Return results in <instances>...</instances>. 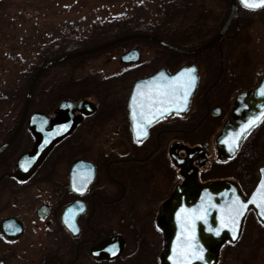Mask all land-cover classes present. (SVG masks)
<instances>
[{"label":"flooded vegetation","instance_id":"flooded-vegetation-1","mask_svg":"<svg viewBox=\"0 0 264 264\" xmlns=\"http://www.w3.org/2000/svg\"><path fill=\"white\" fill-rule=\"evenodd\" d=\"M222 1L229 11V0ZM239 3L238 19L199 55L133 39L58 63L40 76L21 131L0 153V264H162L165 219L178 217L166 208L178 188L227 181L247 197L254 191L264 167V119L233 159L216 147L236 99L264 80L263 68L240 84L229 66L230 43L249 23L261 22L255 14L264 11ZM117 39L69 49L48 62ZM29 85L25 98L0 100V149L22 123ZM39 136L49 152L38 164L19 165ZM249 221L264 233L251 212L240 241L222 253L242 244Z\"/></svg>","mask_w":264,"mask_h":264},{"label":"rangeland","instance_id":"rangeland-1","mask_svg":"<svg viewBox=\"0 0 264 264\" xmlns=\"http://www.w3.org/2000/svg\"><path fill=\"white\" fill-rule=\"evenodd\" d=\"M229 13L222 0H0V100L25 98L33 73L44 60L48 62L70 49L55 50V44L63 45L68 36L79 38L73 48L97 45L100 39H95V34L105 32L99 26L112 25L102 22L127 21L129 26L168 32L170 36L181 31L180 41L170 42L194 50L208 32L216 33L215 27L224 24L221 22ZM256 15L261 22L244 27L239 38L230 43L235 48L227 50L231 72L235 77L238 74L240 84L241 79L252 82L264 68V49L258 45L264 11ZM80 38H86V43H78ZM259 228L249 221L242 244L229 248L221 264H248V259L249 264H264V234ZM251 252H255L252 257Z\"/></svg>","mask_w":264,"mask_h":264},{"label":"water","instance_id":"water-1","mask_svg":"<svg viewBox=\"0 0 264 264\" xmlns=\"http://www.w3.org/2000/svg\"><path fill=\"white\" fill-rule=\"evenodd\" d=\"M229 1L232 10L221 33L215 39L196 50H183L153 36L135 34L122 37L90 50L74 53L48 62L40 68L31 81L22 123L12 139L0 149V153L4 151L21 131L36 83L49 67L66 60L99 52L133 39L152 41L182 55H199L216 45L226 34L233 21L238 19L236 0ZM239 2L246 7L242 3V0H239ZM250 2L256 3L257 6L246 8L256 10L264 7V4H260L259 0H250ZM262 90H264V80H262L256 89L241 94L235 101L229 120L225 124L216 144L219 152L229 159H233L238 154L241 145L248 135L264 119V94H261ZM42 142L43 137L39 136V142L35 150L24 156L20 160L19 165H30L35 162L38 164L51 148L50 144H44ZM260 175L259 184L249 197L244 196L237 184L227 181L214 182L204 186H196L195 184L188 183L187 188H178L174 195L176 200L169 202L166 208V211L177 212L178 217L174 219V217L169 216L170 218L167 217L165 219L167 222L165 234L166 244L162 254V264H174V261L186 259L187 256L180 255L182 249L185 253H190L195 250L194 247H183L186 239L193 246L198 244L202 249L201 252L191 257L189 264H219L222 254L221 251L224 246L227 244H236L241 239L245 219L251 212L264 225V213L261 211V206H264V188H261V184L264 183V167L260 170ZM237 197H239L240 202L246 205L245 208L239 209L241 213L239 216H235V211L239 207L236 202ZM194 211L197 213L196 215H194ZM233 216H235L236 220L235 225H233L230 219ZM217 230H219L218 235L216 234ZM233 232L235 233V238H233Z\"/></svg>","mask_w":264,"mask_h":264},{"label":"trees","instance_id":"trees-1","mask_svg":"<svg viewBox=\"0 0 264 264\" xmlns=\"http://www.w3.org/2000/svg\"><path fill=\"white\" fill-rule=\"evenodd\" d=\"M183 5L185 6V10H187V6L185 4V2H182ZM173 6V5H172ZM230 9V8H229ZM138 20V19H137ZM102 23H112V25L110 26H106V25H100L99 26V30H103L104 33H100V34H95L97 37H95V39H100V41H96L97 42V45L100 44L101 42H104L106 39H114V38H119V37H122V36H125V35H129V34H133V33H150L152 35H155V36H160L166 40H174V41H180V35L182 34L181 31L177 32L176 34L174 35H169V33H161V32H158V30H155V29H152V30H148V29H142V28H138L136 26H129L128 23L130 22H127V21H105V22H102ZM133 23V22H131ZM138 23V22H137ZM106 36V38H105ZM69 37V36H68ZM105 38V39H104ZM98 39V40H99ZM103 41H102V40ZM79 40V38H76V40H73V38H70L68 40L67 38V41H65V43L63 45H56L55 46L57 48H55V50L61 48H69L70 49H73V47L77 46L75 44V42ZM82 41L83 43H86V38H80V42L78 43H81L82 44ZM88 41V40H87ZM44 62L46 63L47 60H44ZM261 234H264L263 232ZM226 254V252H225ZM250 257L254 256L255 255V252H251L250 254ZM248 264H249V259H248Z\"/></svg>","mask_w":264,"mask_h":264},{"label":"snow or ice","instance_id":"snow-or-ice-1","mask_svg":"<svg viewBox=\"0 0 264 264\" xmlns=\"http://www.w3.org/2000/svg\"><path fill=\"white\" fill-rule=\"evenodd\" d=\"M242 3H244L246 7H254V6H257L256 3H252V2H250V0H242ZM259 3L260 4H264V0H259ZM185 71L187 73H194L195 72V69H186ZM181 75H184V74L182 73ZM174 79L179 80V77H176ZM195 79H196V77L194 75L191 76L190 77V81H189L187 87L190 88L191 86H193V83H194ZM261 94H264V90H262V93ZM187 95H188V91L185 90L182 93V96L185 98V100H186ZM145 135H146V133H145ZM261 188H264V183L261 184ZM236 202H237V204H238L239 207L235 211V216H239L241 214L240 211H239V209L245 208L246 205L244 203H242V202L239 201V197L236 198ZM253 202H255V201H253ZM261 211H262V213H264V206H261ZM196 214L197 213L194 211V215H196ZM235 216L230 217V219L232 220L233 225H235V223H236ZM200 218H203V217H200ZM73 231H77V229H75L73 227ZM189 231H191V230L189 229ZM216 234L217 235L219 234V230H217ZM233 238H235V233L234 232H233ZM183 247L184 248H192V247H194L195 250L192 251V252H190V253H185L183 251V249H182L180 255L181 256H187V258L186 259H181V260L174 261V264H189L191 257L192 256H195L197 253H199V252L202 251V249L200 248V246L198 244H195L193 246L187 239L185 240V243H184V246Z\"/></svg>","mask_w":264,"mask_h":264}]
</instances>
